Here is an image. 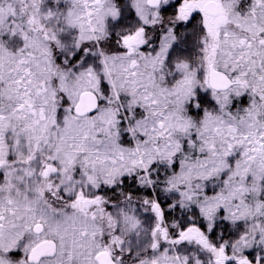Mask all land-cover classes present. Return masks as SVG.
I'll return each instance as SVG.
<instances>
[{"label":"snow or ice","instance_id":"6c2138e0","mask_svg":"<svg viewBox=\"0 0 264 264\" xmlns=\"http://www.w3.org/2000/svg\"><path fill=\"white\" fill-rule=\"evenodd\" d=\"M0 264H264V0H0Z\"/></svg>","mask_w":264,"mask_h":264}]
</instances>
